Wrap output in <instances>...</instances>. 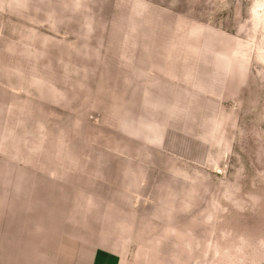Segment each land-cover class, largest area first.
<instances>
[{"label":"rangeland","instance_id":"obj_1","mask_svg":"<svg viewBox=\"0 0 264 264\" xmlns=\"http://www.w3.org/2000/svg\"><path fill=\"white\" fill-rule=\"evenodd\" d=\"M23 198L65 252L264 264V0H0V201Z\"/></svg>","mask_w":264,"mask_h":264},{"label":"crops","instance_id":"obj_2","mask_svg":"<svg viewBox=\"0 0 264 264\" xmlns=\"http://www.w3.org/2000/svg\"><path fill=\"white\" fill-rule=\"evenodd\" d=\"M40 226L33 235L32 211L22 203L0 201V264H111V252L64 251V239L48 237Z\"/></svg>","mask_w":264,"mask_h":264}]
</instances>
